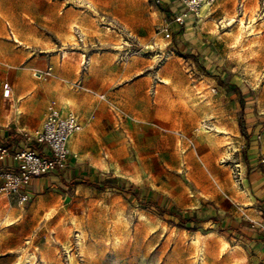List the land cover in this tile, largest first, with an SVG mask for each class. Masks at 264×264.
Listing matches in <instances>:
<instances>
[{
  "label": "rangeland",
  "instance_id": "rangeland-1",
  "mask_svg": "<svg viewBox=\"0 0 264 264\" xmlns=\"http://www.w3.org/2000/svg\"><path fill=\"white\" fill-rule=\"evenodd\" d=\"M209 1L197 15L180 0H0L1 123L33 135L50 106L73 110L84 152L109 151L121 167L104 171L108 189H69L52 204L0 194V264L244 263L219 259L211 224L179 231L130 194L137 183L169 189L182 205L207 197L256 216L248 207L264 183V0H244V10L241 0Z\"/></svg>",
  "mask_w": 264,
  "mask_h": 264
},
{
  "label": "crops",
  "instance_id": "crops-1",
  "mask_svg": "<svg viewBox=\"0 0 264 264\" xmlns=\"http://www.w3.org/2000/svg\"><path fill=\"white\" fill-rule=\"evenodd\" d=\"M33 77L37 79L42 78L34 72ZM5 82H3V84ZM10 85L12 87L11 97H5L4 94L3 96L13 102L14 88L11 83ZM24 98L26 100L29 97L25 96ZM15 99L17 102L24 101L23 99H18V96H16ZM58 109L64 113L73 111H66L62 108ZM73 112L76 113L75 111ZM82 130L81 128L80 131L76 132L69 141L70 157L66 167L57 169L55 170L56 172L52 171L48 173V175L45 174L35 177L32 180L30 191L26 190L30 195L32 204L39 200L49 204L59 202L61 199L63 200L67 197L69 189L76 190L77 192L79 188L83 186L92 191L99 190L100 187L105 189L110 187V180L108 179L110 177L105 175V169L95 165L92 162V158L95 157L84 152L85 150L82 149V135H78L77 137V134L82 132ZM26 133L17 127V125L10 126L0 121V145H6L10 147L11 150H19L26 146ZM31 146L38 150L41 149L40 146L35 143H31ZM249 151L250 150L247 149V155ZM18 164L17 161H14L13 158L9 156L3 163H0V170L2 168H17ZM105 171H110V169ZM117 183L120 184L119 181H117ZM133 186V189L130 191L132 199L140 201L141 203H146L157 209H167L168 212L164 215L170 216L168 224L170 227H174L179 231L185 230L186 232H191L187 228L177 225L179 218L176 215L178 213L183 216H196L197 220L188 222L186 224L187 226L198 228L205 223L211 224V227L215 230L209 235L217 233V236L225 238L228 241L229 247L231 248V255L224 251L219 256V259L233 261V256L237 255L242 258L243 264H264V183L258 185L262 190L261 194L254 196L250 190L253 201H251V205L248 209L251 210L252 213H256L255 217L238 216L234 210L229 208L226 210L219 209L217 207L218 205H213V200L207 197H201L198 200V204H194L193 206L182 205L174 201L169 194L154 187L148 185L146 187H140L137 183ZM49 189L53 191H47ZM253 191L255 192V190ZM171 221H173V223H171ZM196 231L197 230L194 232Z\"/></svg>",
  "mask_w": 264,
  "mask_h": 264
},
{
  "label": "built area",
  "instance_id": "built-area-1",
  "mask_svg": "<svg viewBox=\"0 0 264 264\" xmlns=\"http://www.w3.org/2000/svg\"><path fill=\"white\" fill-rule=\"evenodd\" d=\"M188 13L195 12L199 15V10L204 3L209 0H180ZM240 8L245 9L244 0L240 1ZM244 12V11H243ZM178 20L184 21L178 16ZM168 30V29H166ZM127 40H132L134 34L127 30ZM167 32V37H170ZM127 44L129 42L127 41ZM39 77H46L48 71H35ZM3 94L11 97L12 87L9 82L3 84ZM99 97L105 98L104 94ZM82 128V123L76 113L69 111L62 112L60 109L50 106L42 122V125L35 134H25L26 146L19 150H11L6 145H0V163H3L9 156L19 164L17 168H2L0 170V194L8 197L16 195L20 204H25L30 200V195L26 190L21 191V186H28L35 177L48 174L54 170L66 167L70 157L69 141L72 136ZM34 141L41 146L38 150L29 144Z\"/></svg>",
  "mask_w": 264,
  "mask_h": 264
},
{
  "label": "bare ground",
  "instance_id": "bare-ground-1",
  "mask_svg": "<svg viewBox=\"0 0 264 264\" xmlns=\"http://www.w3.org/2000/svg\"><path fill=\"white\" fill-rule=\"evenodd\" d=\"M202 10H203V14L204 13H207V10H208V3H204L203 4V6H202ZM207 17H209V14H207ZM75 20V19H74ZM225 20V19H224ZM78 22L77 21H73V25H72V27H75V26H78V24H77ZM71 24V23H70ZM216 24V23H215ZM240 24H242V26L241 27H243L244 26V21H243V19L241 18V20H240ZM77 28V27H76ZM240 28V27H239ZM72 33V32H71ZM227 33V32H226ZM70 34V33H69ZM71 36L72 37H75V35L72 33L71 34ZM236 36H238V35H236ZM125 43H127V42H125ZM155 57H157V56H155ZM21 97V96H20ZM75 101V100H74ZM72 103H73V101H72V99H70V98H67V99H65V101H64V104L66 105V106H71L72 105ZM20 107V106H19ZM20 111V110H19ZM18 121V120H17ZM224 127V126H223ZM223 129V128H222ZM81 130V129H80ZM79 130V131H80ZM223 132V131H222ZM226 137V136H225ZM227 139V138H226ZM229 140V139H228ZM228 142V141H227ZM73 148H74V146H73ZM228 152V151H227ZM108 153H109V151H108ZM106 154V156H104L103 158H100V159H97V158H92V162L95 164V165H97L98 167H100V168H103V169H105V170H109L111 167V165L112 164H115V168H116V170L117 171H119L120 169H121V167H120V165H119V163H118V161L113 157V156H109L110 154ZM119 155V154H118ZM241 166H242V164H241ZM104 170V171H105ZM140 171H138L136 174L137 175H140ZM191 179L195 182V183H198V179L195 177V176H191ZM164 192L165 193H167V194H169V195H171V196H174V194H173V192L171 191V190H169V189H164ZM49 213V212H48ZM48 213H45V215L46 216H48L49 214ZM141 214H142V212H141ZM141 214L139 215V216H141ZM148 214V213H147ZM142 216L145 218V217H147L144 213L142 214ZM5 218V217H4ZM143 218V219H144ZM14 218H6L5 219V223L7 224V225H9V224H12V223H14L15 222V220H13ZM142 219V218H141ZM145 220V219H144ZM165 224V223H164ZM165 226H167V224L165 225ZM185 231V230H184ZM186 235V234H185ZM221 238V250L222 251H225V250H227L228 248H229V250H231V248L229 247V243H228V241L225 239V238H222V237H220ZM84 240V239H83ZM194 241L196 242V245H197V243L198 242H200V238H199V233H195L194 234ZM205 242V241H204ZM199 244V243H198ZM204 244V243H203ZM84 246V245H83ZM83 249V248H82ZM232 252V251H231ZM36 258V254L35 255H33V259H35ZM71 262H72V264H74V256L72 257L71 256Z\"/></svg>",
  "mask_w": 264,
  "mask_h": 264
},
{
  "label": "trees",
  "instance_id": "trees-1",
  "mask_svg": "<svg viewBox=\"0 0 264 264\" xmlns=\"http://www.w3.org/2000/svg\"><path fill=\"white\" fill-rule=\"evenodd\" d=\"M145 206H146L145 208L150 207L147 204ZM158 211H159L160 215H164L165 213L168 212L167 209H165V208L164 209H158ZM176 216L179 218V221L177 223V225L179 227H184V228H187L188 230H191V231L196 230L195 227H191V226L186 225L188 222L196 221L197 220L196 216H188V215L183 216L180 213H178ZM171 223H173V221H171Z\"/></svg>",
  "mask_w": 264,
  "mask_h": 264
}]
</instances>
